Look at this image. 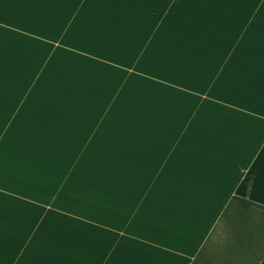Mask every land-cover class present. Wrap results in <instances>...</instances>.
<instances>
[{
	"label": "crops",
	"instance_id": "obj_1",
	"mask_svg": "<svg viewBox=\"0 0 264 264\" xmlns=\"http://www.w3.org/2000/svg\"><path fill=\"white\" fill-rule=\"evenodd\" d=\"M0 264H264V0H0Z\"/></svg>",
	"mask_w": 264,
	"mask_h": 264
},
{
	"label": "trees",
	"instance_id": "obj_2",
	"mask_svg": "<svg viewBox=\"0 0 264 264\" xmlns=\"http://www.w3.org/2000/svg\"><path fill=\"white\" fill-rule=\"evenodd\" d=\"M242 202V203H249V202H246V201H244V200H241V199H238V198H234V199H232L231 200V202L230 203H232V202ZM230 203H229V205H230ZM251 204V203H250Z\"/></svg>",
	"mask_w": 264,
	"mask_h": 264
}]
</instances>
